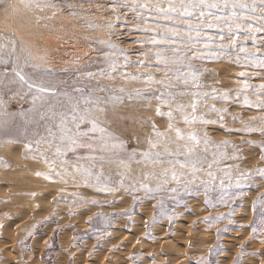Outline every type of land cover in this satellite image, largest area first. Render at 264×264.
Listing matches in <instances>:
<instances>
[{"label":"snow or ice","instance_id":"1","mask_svg":"<svg viewBox=\"0 0 264 264\" xmlns=\"http://www.w3.org/2000/svg\"><path fill=\"white\" fill-rule=\"evenodd\" d=\"M107 7L115 16L104 26L109 39L88 38L97 59L73 69L68 80H56L52 78L53 70L42 69L35 61L47 62V55L35 54L31 45L18 41L14 30L11 34L0 33V89H6L13 99L24 100L31 94L28 109L9 112L4 94L0 93V145L23 144L25 155L39 158L47 167L46 172L37 171L35 175L62 184L61 192L67 190L71 180L72 188L93 189L97 195L112 197L107 204H115L117 195L131 196V211L144 200H156L153 208L158 211L145 222L146 229L160 218L172 224L176 213L167 205L187 207L186 198L200 194L208 208H229L227 214L207 216L203 223L224 219L232 223V205L243 197L245 186H254L256 178L264 181V167L244 171L238 164L224 163L221 167L224 161L241 159L239 146L228 139L214 142L207 126L219 123L228 134H258L260 141L247 139L240 144L258 149L259 160L264 163V83L253 87L247 73L241 71L242 87L234 93L218 91L214 86L205 89L204 76L215 73L198 66V62L218 63L223 58L241 68L251 66L264 72V0H108ZM82 9L83 3L77 6L73 0H0V11L5 17L24 12L34 17L35 25L50 21L65 10L67 15L76 17ZM129 13L135 23L120 24ZM117 24L139 32L142 38L132 41L139 45V51L129 52L111 40L112 35L125 34L115 31ZM87 27L96 25L88 22ZM249 40L251 47L242 42ZM80 60L77 57L72 63L79 64ZM36 72L44 73L39 82L34 79ZM101 80L111 83L102 84ZM117 80L142 87L115 86ZM233 95L236 99L230 101ZM185 96L190 97L187 103L182 99ZM125 101L142 103L145 108L155 102L154 115L167 120L163 131L154 121L149 122L151 134L144 138V149L129 148L128 142L109 127V116H115ZM229 102L259 114L247 120L233 115L231 119L239 121L240 126L227 128L223 122L229 109L218 108L216 103ZM177 115L181 117L179 121ZM177 124L203 131H182ZM41 146L50 151H42ZM210 148L215 149L211 159ZM229 148L233 149L231 153L226 151ZM133 164L138 167L133 169ZM0 165L8 166L2 158ZM59 200H71L80 207L103 206L101 201L87 198L80 191L59 196ZM258 209L259 220L253 219L247 225L252 238L264 237V192L252 201L253 213ZM120 215L130 217V212ZM97 217L105 224L113 219L97 213L96 217H89L88 223ZM221 231L227 228L217 230V239ZM244 249L242 243L233 264H241ZM219 251L222 249L217 243L196 264H213L211 257ZM130 259L135 262L136 257Z\"/></svg>","mask_w":264,"mask_h":264},{"label":"rangeland","instance_id":"2","mask_svg":"<svg viewBox=\"0 0 264 264\" xmlns=\"http://www.w3.org/2000/svg\"><path fill=\"white\" fill-rule=\"evenodd\" d=\"M93 1L95 0H73L77 6L81 3L84 5ZM84 7L85 6H83V9L80 11L81 14H79V12V15L72 17L78 19H76L77 22H75L78 27L80 26L78 30L81 29V31H79L81 32L82 38L81 36H78L77 38L79 40L74 41L72 40V37L70 39L67 35L64 40H67V49L65 48L66 53L64 50L60 52L57 51L56 54L53 55V60L51 61V64H49L50 66L46 68L54 71L55 76L52 78L56 80H68L69 74L73 69L82 67L83 64L90 63L97 59V54L89 47L90 39H88L100 38L98 37V34L97 37L95 35L94 38L91 36H94V34L97 33L96 30L105 29L103 31L108 35L100 39H109V33L104 26L114 21L115 16L111 13V16L113 17H111L110 20H100L97 16H94L96 15V12L94 11L98 10L97 7L91 12H87L88 8L85 7L87 8L85 9ZM83 12H85V14ZM63 14L66 16L67 10H65ZM95 17L97 18L95 19L97 23L92 20ZM127 20L128 21L121 19L120 24L133 25L135 23L134 17L131 13L128 14ZM103 21L104 23H102ZM87 22L96 25V29L87 27ZM79 23L81 24L79 25ZM120 24L116 25L118 29L115 28V31L125 33L126 35H112L110 37L111 40H114L113 42L120 44V47L127 49L129 52L139 51V45L132 43V41L137 40V38H142L139 32L135 28L130 29L120 27ZM82 29L87 32L88 35L84 33V31L82 32ZM0 30L2 31L1 26ZM92 30L95 32L93 33ZM211 31L215 32V30ZM129 32H131V35L127 34ZM215 38L219 39V37ZM242 42L251 47L252 42L250 40ZM125 43H128V45ZM74 45L78 47L79 50H77ZM76 50L80 51L79 53L82 54V57L76 55ZM86 53H89V55L85 56ZM70 56H73V59ZM77 57L81 58L80 63H72ZM132 58L138 59L140 57L133 56ZM198 66L212 69L215 73L214 75L204 76L203 84L205 89L214 86L218 91H232L234 93L242 87L240 81L244 78L239 76L241 71L247 73L249 83L253 87L260 83H264V72L261 70L252 69L251 66L241 68L233 63L225 61L223 58L221 62L218 63L198 62ZM0 70H2V66H0ZM130 71H135V69H130ZM253 71L257 73L256 76H253ZM43 75L44 73L38 72V75L34 76V79L39 82V79ZM100 83L109 84L111 82L101 80ZM115 86H124L130 89L142 87L139 83L124 84V82L120 80H117ZM0 93L4 94L5 107L9 112H17L21 109H28L31 106V94L26 96L24 100H20L18 97L13 99L11 93H8L6 89H0ZM251 98L254 99L255 97ZM182 99L187 103L190 97L185 96ZM235 99V95L230 97V101ZM209 103L214 102L209 101ZM216 107L229 109L225 114V120L223 122L227 128H236L240 126L239 121H233L231 119L233 115H240L247 120L249 117L259 114L254 110H248L242 107L239 103H216ZM154 108L155 102H153L151 107L145 108L142 103H129L125 101L122 107L116 109L115 116H109L111 121L109 127L128 142L129 148L136 147L144 149L146 148L144 138L151 134L149 122L154 121L156 126L162 131L167 126V120L160 119L154 115ZM164 110L167 111V109ZM212 118H216L215 114L212 115ZM176 119L179 121L181 117L177 115ZM176 126L180 127L182 131H203V128L188 129L183 124H177ZM207 131L210 134V138L216 143L228 139L239 146L241 159L237 161H224L222 162L221 167H223L224 163L232 165L238 164L241 171L264 167V163H261L259 160L258 149H254L247 144H240L241 140L247 139L260 141L262 137L258 134H253L251 136H242L239 133L228 134L226 128L221 127L219 123L207 126ZM13 148L15 152H18V154L23 157L20 159V167L9 171L12 174H8L9 172L7 173L3 171L1 169L2 167H0V177L2 178L0 179V234L2 233L0 235V250H3L0 251V264H56L58 262L62 264H79L81 262L77 261L76 263L75 260H79L80 257V261H84L86 264H97L100 261H98L96 257L100 256L102 252L104 254L106 253L102 264L113 262L112 257L114 255L117 257L113 258H118L122 261L120 258L121 254H125V256L127 255L126 260H128L127 263L129 264H175L172 262V259L174 260L175 257L185 258L182 264L185 262V264H196L197 259L200 256L207 257L209 248L217 243H219V247L222 251H219L211 257L213 264H233L234 258L236 257L242 243L245 245V249L244 255L241 257V264H260L261 260H264L263 247L255 248L256 242L264 243V237L257 235L255 238H252L250 235V229L247 227L253 219L258 221L260 217L259 209L256 213H253L251 210L252 201L259 193L264 192V181L259 178L255 179L254 186H245L242 189L243 197L238 199L232 205L235 209L231 216L232 223H230L228 219L218 222L213 221L211 224L203 223L202 221H204L205 217L227 214L229 208L226 206L208 208L203 202L204 196L200 194L186 198L184 204L187 207L184 205L176 206L171 203L167 205L170 210L176 213L172 224H169L166 218H160L156 224L151 225L146 229L145 222L150 221L153 215L158 211L153 208V205L157 203L156 200H144L135 206L134 211H131L133 208L131 196L117 195L115 197V204H107L106 201L112 199V197L97 195L93 189L72 188L70 186L71 180H69V187L67 190L61 192L60 189L63 187L62 184L49 182L44 180L43 177L35 175L37 171H47V167L42 160L39 158L34 159L31 154L25 155L23 144H13ZM41 150L50 151L43 146H41ZM212 151H215V149L210 148L209 159H211ZM226 151L231 153L233 149L229 148ZM132 167L133 169H136L138 166L133 164ZM112 169L113 172H115L116 166L113 165ZM214 171L219 172L217 169H214ZM4 172L7 173L6 176H4ZM216 183L218 185L219 180H217ZM76 191H80L87 198H95L101 201L103 206L80 207L75 206L71 200H59L57 202L59 196H69ZM33 193L35 195H33ZM137 195L142 197L143 193H137ZM213 195H215V193H213ZM126 211L130 212V217L120 215V213ZM97 213H103L105 216L113 217L111 223L105 224L99 217L93 220L91 224L88 223L89 217H96ZM225 228H227V231H221L219 239H217V230ZM123 233H125V237L128 236V238L132 239L130 241L128 238V240L125 239ZM98 235L101 238H97ZM131 235L133 236L131 237ZM119 236H121V238ZM160 236L170 241L167 245L168 247L162 246L160 247L161 249H157L155 245L158 240L163 241ZM21 241H23V244L20 243ZM152 243H155L153 245L155 248V251L153 250L154 252H160V254L165 253L167 257L170 255L169 258L165 259L167 261H157L158 259H154V253H147L149 251H144L147 250ZM124 246H127L125 250L123 248ZM120 250L125 252H120V254ZM111 255L112 257L110 258ZM133 256L136 257L135 262L130 259V257ZM32 261L35 262L33 263ZM122 262H125V259ZM178 264H181V262Z\"/></svg>","mask_w":264,"mask_h":264},{"label":"bare ground","instance_id":"3","mask_svg":"<svg viewBox=\"0 0 264 264\" xmlns=\"http://www.w3.org/2000/svg\"><path fill=\"white\" fill-rule=\"evenodd\" d=\"M107 1V0H106ZM105 0H95V1H93V2H89V3H87V4H84L83 6H85V7H87V8H85V9H87L88 11L87 12H91V11H94L95 9L94 8H96V5H98V4H101V5H105V7H103V8H98V10H96V11H94V12H96V15H94V16H97L98 17V19H100V20H106V19H109L110 20V18L111 17H113V16H111V10L107 7V2H106ZM75 3V2H74ZM78 3V2H77ZM80 3V2H79ZM84 14H85V12H83ZM83 13H82V15H83ZM50 14V13H49ZM79 14H81V12L79 13ZM78 14V15H79ZM87 14V13H86ZM89 15V14H88ZM91 16V15H90ZM77 19V18H76ZM76 19H74V18H72V17H70V16H65V14H60V15H57L55 18H53L52 20H50V21H46V22H42L40 25H35V19H34V17H31L30 15H28V14H26V13H24V12H21L19 15H17V16H12V15H9L8 17H5V15H4V13L2 12V11H0V26H1V28H2V31L0 30V33H3V34H11V31L12 30H14L15 31V33H16V37H17V39H18V41H23V42H25V43H27V44H29V45H31L32 47H33V51H34V53L35 54H37V55H40V54H46L47 55V57H48V59H47V62H43V61H40V60H36L35 62L38 64V65H40V67L42 68V69H44V68H48L50 65L49 64H51V61L53 60L52 58H53V55L54 54H56V52L57 51H63L64 50V52L66 53V51H65V48H66V41H64L65 39H66V36L68 35V37H70V39H71V37H72V40H79L77 37L79 36H81V29H79L78 30V28L80 27H78V25H77V20ZM95 19H97L96 17L94 18V19H92V20H94L95 21ZM76 21V22H75ZM80 21V20H79ZM85 21H88V20H85ZM90 21V20H89ZM108 21V20H107ZM126 21H128V20H126ZM93 22V21H92ZM96 23H97V21H95ZM100 22V21H99ZM98 22V23H99ZM133 22V21H132ZM135 22V21H134ZM44 23H47V27H45L44 26ZM84 23H86V22H84ZM88 23V22H87ZM94 23V22H93ZM102 23H104V21L102 22ZM106 23V22H105ZM81 23H79V25H80ZM107 25V24H106ZM86 26H87V24H86ZM83 27V26H82ZM101 28V27H100ZM117 28V27H116ZM86 29V28H85ZM96 29V28H95ZM118 29V28H117ZM87 30V29H86ZM103 30H105V29H98V30H96L97 31V33L96 34H94V36L93 35H91L93 38L95 37V35H96V37H97V34H98V37H100V38H103V37H106V35H108V34H105L106 32H104ZM84 30L82 29V32H83ZM90 32H91V30H90ZM92 32L94 33L95 31H93L92 30ZM84 33H86L87 34V32H85L84 31ZM83 33V34H84ZM88 35V34H87ZM87 35H86V37H87ZM124 35H126V34H124ZM123 35V36H124ZM131 35V34H130ZM84 37V36H83ZM81 38H82V36H81ZM99 38V39H100ZM118 38V37H117ZM129 38H131V37H129ZM136 38V37H135ZM85 39V38H84ZM83 39V40H84ZM138 39V38H137ZM81 40V39H80ZM114 41V40H113ZM69 42V41H68ZM79 42V41H78ZM120 42V41H119ZM124 42V41H123ZM81 43V42H80ZM70 44V43H69ZM74 44H75V42H74ZM125 44H127L128 45V43H125ZM125 44H123V45H125ZM71 46H72V44H71ZM75 46V45H74ZM126 46V45H125ZM124 46V47H125ZM132 46V45H131ZM133 46H135V45H133ZM73 47V46H72ZM71 47V48H72ZM76 47V46H75ZM127 47V46H126ZM130 47V46H129ZM128 47V48H129ZM77 48V50H79L78 49V47H76ZM136 48H137V46H136ZM67 49V48H66ZM71 50V49H70ZM73 50V49H72ZM76 50V55H80L81 57H82V54L81 53H79L80 51H77ZM132 50H133V48H132ZM73 52V51H72ZM85 52V51H84ZM83 53V52H82ZM72 54V53H71ZM73 55H75V54H73ZM61 56V55H60ZM66 56V55H65ZM70 57H72V59H73V56H70ZM68 58H69V56H68ZM38 75V72H36L35 74H34V76H37ZM15 147V146H14ZM16 148V147H15ZM21 157H23V156H20L19 154H18V152H15V150H14V148H13V144H4V145H0V158H2L4 161H6L7 162V167H4L3 165H0V167H2L1 169L3 170V171H5V172H9L10 170H15L16 168H18V167H20V162H21ZM4 172V176H6L7 175V173H5ZM8 174H12L11 172H9ZM0 179H2L1 177H0ZM198 214H200V213H198ZM202 214H204V213H202ZM201 214V215H202ZM207 214V213H206ZM58 215V214H57ZM63 215V214H62ZM197 215V214H196ZM198 217V216H197ZM66 219H67V217H66ZM60 220V219H59ZM66 221V220H65ZM6 222V221H5ZM79 223V222H78ZM6 226V225H5ZM55 226V225H54ZM81 226V225H80ZM189 226V225H188ZM14 227V226H13ZM79 227V226H78ZM10 228V227H9ZM45 228V227H44ZM53 228V227H52ZM2 229V228H1ZM8 230H10V229H8ZM13 230V229H12ZM11 230V231H12ZM10 231V232H11ZM15 231H16V227H15ZM122 231H123V229H122ZM1 232H3V231H1ZM59 232V231H58ZM67 232V231H66ZM65 232V233H66ZM5 233V232H4ZM3 233V234H4ZM2 234V233H1ZM0 234V235H1ZM6 234V233H5ZM125 233H123V236L125 237V235H124ZM129 235V234H128ZM62 236V235H61ZM69 236V235H68ZM133 235H131V237H132ZM10 237V236H9ZM120 238H121V236H119ZM161 237V236H160ZM128 238V236L127 237H125V239H127ZM162 238V237H161ZM33 239V238H32ZM68 239V238H67ZM129 239V241L132 239H130V238H128ZM127 239V240H128ZM163 239V241H161V240H158V242L156 243V247H157V249L158 248H160V247H162V246H166V247H168L167 245L169 244V240H166L165 238H162ZM43 240V239H42ZM64 240V239H63ZM12 241V240H11ZM14 241V240H13ZM41 241V240H40ZM116 241V240H115ZM126 241V240H125ZM1 242V241H0ZM9 242V241H8ZM66 242V241H65ZM68 242V241H67ZM199 242V241H198ZM255 242V241H254ZM253 242V243H254ZM3 243V242H2ZM6 243V242H5ZM42 243V242H41ZM61 243V242H60ZM133 243V242H132ZM263 243V242H262ZM261 242H256V244H255V248H259V247H263V249H264V243L262 244ZM1 244V243H0ZM4 244V243H3ZM31 244V243H30ZM155 244V243H154ZM153 243H152V245H149V247L147 248V250H144V251H149V252H147V253H154L155 254V258L154 259H158L157 261H167V260H165V259H167V258H169V256L167 257V255L165 254V253H163V254H165V255H163V254H160V252H154L155 250V248L153 247V245H154ZM6 245H7V243H6ZM33 246V245H32ZM145 246H147V245H145ZM144 246V247H145ZM2 247V246H1ZM5 247V246H4ZM13 247V246H12ZM37 247V246H36ZM42 247V246H41ZM61 247V246H60ZM127 247V246H126ZM125 246L123 247L124 248V250H125V248H126ZM14 248V247H13ZM122 248V249H123ZM128 249V248H127ZM145 249V248H144ZM161 249V248H160ZM169 249V248H168ZM73 250V249H72ZM154 250V251H153ZM163 250V249H162ZM0 251H3V250H0ZM7 251V250H6ZM33 251V250H32ZM123 251V250H122ZM121 250L119 251V253L120 252H122ZM127 251V250H126ZM171 251V250H170ZM9 252V251H8ZM125 252V251H124ZM124 252H122V253H124ZM5 253H7V252H5ZM40 253V252H39ZM75 253H76V251H75ZM79 253V252H78ZM100 253V252H99ZM117 253H118V251H117ZM127 253V252H126ZM144 253H146V252H144ZM146 253V254H147ZM169 253V252H168ZM9 254V253H8ZM8 254H6V255H8ZM13 254V253H12ZM83 254H84V252H83ZM116 254V253H115ZM121 254V253H120ZM171 254V253H170ZM174 254V253H173ZM5 255V254H4ZM3 255V256H4ZM59 255V254H58ZM77 255V254H76ZM105 255H106V253L104 254L103 252L101 253V255L100 256H98V257H96L97 259H98V261H100L99 263H97V264H102L103 263V260H104V258H105ZM149 255V254H148ZM11 256V255H10ZM127 256V255H126ZM126 256H125V254H121L120 255V258L122 259V261H124V259H125V262H122V261H120V259H118V258H113V257H117L116 255H114L113 257H112V255L110 256V258L112 257V261L113 262H107L106 264H129V263H127V261L128 260H126ZM177 256V255H176ZM182 256V255H181ZM7 257V256H6ZM9 257V256H8ZM25 257V256H24ZM38 257V256H37ZM66 257V256H65ZM16 258V257H15ZM75 258V257H74ZM79 258V257H78ZM81 258V257H80ZM80 258H79V260L77 259V260H75L76 261V263H77V261L78 262H81V263H79V264H86V263H84V261H80ZM95 258V259H96ZM36 259V258H35ZM34 259V260H35ZM94 259V258H93ZM96 259V260H97ZM108 259V258H107ZM171 259V258H170ZM184 259L185 258H181V257H175L174 258V260L172 259V262L173 263H180L181 262V264H182V262L184 261ZM64 260V259H63ZM84 260V259H83ZM106 260V259H105ZM111 260V259H110ZM1 261V260H0ZM74 261V262H75ZM92 261H94V260H92ZM118 261H120V262H118ZM187 261V260H186ZM33 262V261H32ZM35 262V261H34ZM33 262V263H34ZM57 262V261H56ZM171 262V261H170ZM28 263V262H27ZM31 263V262H30ZM92 263V262H91ZM149 263H150V261H149ZM186 263V262H185ZM184 263V264H185ZM36 264H38V263H36ZM55 264V263H54ZM56 264H62V263H60V262H58V263H56ZM67 264V263H66ZM75 264V263H74ZM89 264V263H88ZM93 264H96V263H93ZM105 264V263H104ZM169 264V263H168Z\"/></svg>","mask_w":264,"mask_h":264}]
</instances>
